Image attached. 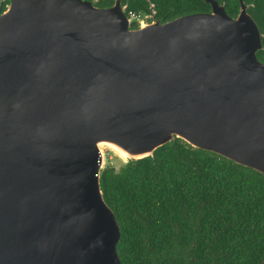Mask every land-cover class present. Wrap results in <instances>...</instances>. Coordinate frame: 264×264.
Masks as SVG:
<instances>
[{"label": "water", "instance_id": "water-1", "mask_svg": "<svg viewBox=\"0 0 264 264\" xmlns=\"http://www.w3.org/2000/svg\"><path fill=\"white\" fill-rule=\"evenodd\" d=\"M202 1L133 28L122 0H0V264H121L105 148L178 139L264 176L260 28Z\"/></svg>", "mask_w": 264, "mask_h": 264}, {"label": "trees", "instance_id": "trees-1", "mask_svg": "<svg viewBox=\"0 0 264 264\" xmlns=\"http://www.w3.org/2000/svg\"><path fill=\"white\" fill-rule=\"evenodd\" d=\"M217 1L237 13V0ZM124 3L126 13H150L147 0ZM149 3L160 22L210 10L202 0ZM245 3L264 34V0ZM257 55L264 60V51ZM100 181L119 225L121 264H264L263 175L176 139L152 158L117 171L106 165Z\"/></svg>", "mask_w": 264, "mask_h": 264}, {"label": "rangeland", "instance_id": "rangeland-1", "mask_svg": "<svg viewBox=\"0 0 264 264\" xmlns=\"http://www.w3.org/2000/svg\"><path fill=\"white\" fill-rule=\"evenodd\" d=\"M104 157L107 159L105 165L112 166L116 171L124 165L123 161L118 156L106 148L104 149Z\"/></svg>", "mask_w": 264, "mask_h": 264}, {"label": "flooded vegetation", "instance_id": "flooded-vegetation-1", "mask_svg": "<svg viewBox=\"0 0 264 264\" xmlns=\"http://www.w3.org/2000/svg\"><path fill=\"white\" fill-rule=\"evenodd\" d=\"M113 1L114 0H108V2H106V4L105 5H98V3H97V6L98 7H106V6H110V5H112L113 4ZM148 1V5H149V11H150V5H153L152 3H149V0H147ZM122 4H127V3H124V0H122ZM128 5V4H127ZM153 9H154V5H153ZM155 18L158 20V21H161L160 19H158L157 17H156V12H155ZM151 21V18L149 17V15L148 14H144V22H150ZM262 40H263V42H264V34H262ZM264 46V45H263ZM260 51H264V50H260ZM259 51V52H260Z\"/></svg>", "mask_w": 264, "mask_h": 264}, {"label": "built area", "instance_id": "built-area-1", "mask_svg": "<svg viewBox=\"0 0 264 264\" xmlns=\"http://www.w3.org/2000/svg\"><path fill=\"white\" fill-rule=\"evenodd\" d=\"M128 18L131 20L132 23L140 24L144 21V14L136 13L133 11L127 12Z\"/></svg>", "mask_w": 264, "mask_h": 264}]
</instances>
